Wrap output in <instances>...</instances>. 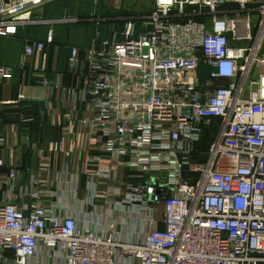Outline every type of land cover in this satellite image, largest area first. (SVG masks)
I'll return each instance as SVG.
<instances>
[{"label": "built area", "instance_id": "obj_1", "mask_svg": "<svg viewBox=\"0 0 264 264\" xmlns=\"http://www.w3.org/2000/svg\"><path fill=\"white\" fill-rule=\"evenodd\" d=\"M48 3L0 0V39L32 26L83 23L34 18ZM107 22L111 37L97 30L83 56L70 48L64 73H47L51 28L43 41L24 40V57L41 56L52 116L69 106L55 150L83 135L97 153L92 177L111 180L113 168L101 166L107 157L144 183L122 184V199L106 189L100 205L92 178L85 209L65 215L67 202L60 211L44 204L43 178L59 183L49 166L40 163L21 187L17 170L8 169L0 176V264H264V0H153L148 14L100 20ZM256 67L260 74L250 79ZM11 71L0 66V78ZM63 76L82 84L65 87ZM160 203L163 229L154 219ZM140 209L150 228L129 241L121 216Z\"/></svg>", "mask_w": 264, "mask_h": 264}, {"label": "crops", "instance_id": "obj_2", "mask_svg": "<svg viewBox=\"0 0 264 264\" xmlns=\"http://www.w3.org/2000/svg\"><path fill=\"white\" fill-rule=\"evenodd\" d=\"M52 11V9L48 10L49 13ZM75 17L79 18L80 16ZM50 28L53 30L54 44L46 52L47 73L48 75L64 73L69 49L74 47L71 38L66 39V33L56 32L52 26H48L45 34L24 29L25 31H19L17 38L0 40V66L12 70L7 76L0 78V139L4 141L3 144H0V158L5 166L0 170V176H4L8 169L13 168L20 175L17 186H26L30 173L40 163L49 166L59 183H50L48 176L43 178V180H47L45 189L50 192V195L45 198L44 204L46 207H56L60 211L61 204L67 202L68 210H62L66 215L74 207L85 209L88 195L87 183L92 178L96 187L99 188L98 203L100 205L103 204L102 194L106 189L120 190L122 199L128 193L122 184L142 185L144 181L130 179L124 173V169L116 168L117 166L109 163L107 157L101 158V166L113 168L115 173L111 180L103 183L92 177L96 169L91 165L90 159L94 158L97 153L93 150L87 151L88 143L83 135L69 136L63 153L55 150V145L60 144L63 134L70 124L66 120L69 106H63L59 116H52V112L47 106V92L40 84L41 75L37 71L41 63V56L24 57V40L43 41ZM67 33L69 36L71 35L69 30ZM61 36H63L62 39ZM86 42H90V36ZM89 45L90 43H86L74 48H78L83 56L85 48ZM61 82L65 87L82 84L80 80L65 76L61 78ZM20 95H23L25 99L19 100ZM63 98L62 92H55L53 100L55 109L61 108ZM76 126L77 123H71L74 130H76ZM90 145L91 148H94L93 141ZM42 151H45L44 156L41 155ZM65 162L67 163V173H64L65 166L63 164ZM72 190L75 193H71ZM2 191L3 189L0 191V195ZM162 204L157 205L154 213L158 229H163L161 224ZM131 213L121 216V221H123L121 228L128 229L129 233L126 239L129 241L134 239L131 234L136 232L138 236L143 235L150 228L147 221V219L150 220V217L147 212L140 209L136 214ZM105 222L108 224L111 219L106 217Z\"/></svg>", "mask_w": 264, "mask_h": 264}, {"label": "rangeland", "instance_id": "obj_3", "mask_svg": "<svg viewBox=\"0 0 264 264\" xmlns=\"http://www.w3.org/2000/svg\"><path fill=\"white\" fill-rule=\"evenodd\" d=\"M49 9L53 11L49 13ZM152 9L153 0H50L49 4L35 10L33 16L34 18L61 20L69 17V15L71 17L79 15V18L83 19L81 24H52L54 31L66 33V39L71 38L72 45L78 47L77 45L89 44L90 42H86L87 38L90 36L91 40L97 30L101 33L103 39L111 37L112 33L107 31L110 22L101 25L100 20L148 14ZM122 25L121 22L117 23L114 27L115 31H122ZM47 27L46 25H38L26 29L45 34ZM68 30L71 33L70 36L67 33ZM60 38L62 39L63 36ZM258 74H260V68L256 67L250 75V79Z\"/></svg>", "mask_w": 264, "mask_h": 264}, {"label": "trees", "instance_id": "obj_4", "mask_svg": "<svg viewBox=\"0 0 264 264\" xmlns=\"http://www.w3.org/2000/svg\"><path fill=\"white\" fill-rule=\"evenodd\" d=\"M15 38V37H14ZM14 38H11V39H14ZM17 38V37H16ZM0 40H10V38L9 39H0Z\"/></svg>", "mask_w": 264, "mask_h": 264}, {"label": "bare ground", "instance_id": "obj_5", "mask_svg": "<svg viewBox=\"0 0 264 264\" xmlns=\"http://www.w3.org/2000/svg\"><path fill=\"white\" fill-rule=\"evenodd\" d=\"M264 82V81H263Z\"/></svg>", "mask_w": 264, "mask_h": 264}]
</instances>
